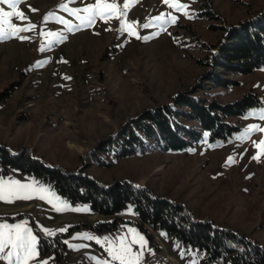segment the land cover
Returning a JSON list of instances; mask_svg holds the SVG:
<instances>
[{
    "label": "rangeland",
    "instance_id": "1",
    "mask_svg": "<svg viewBox=\"0 0 264 264\" xmlns=\"http://www.w3.org/2000/svg\"><path fill=\"white\" fill-rule=\"evenodd\" d=\"M96 2L24 0L18 6L27 20L13 18V23L23 27L30 22L37 28L20 33L29 37L26 40H0V145L12 154L29 149L48 166L66 172L83 170L103 186L129 182L144 187L153 196L182 204L196 220H210L264 247V153L254 146L264 140V132L240 139L252 125L264 129L259 116L264 112V69L230 75L226 87L206 86L196 95L222 105L250 93L258 97L260 105L227 119L239 128L228 141L211 142L203 132L200 144L184 151L159 150L122 160L105 154L100 157L103 164L92 154L128 120L195 86L209 70L200 62L223 37V31L213 27L246 21L264 9V0H210L222 22L203 15L209 10L204 0H173L186 4L188 15L163 0H105L120 10L129 5L126 20L135 24L140 39L121 32L116 18L80 27V21L61 7L83 8ZM0 7L11 11L7 5ZM161 15L166 20L175 16L176 23L142 27ZM57 16L75 26L73 30ZM48 32L62 33L64 39L53 38L49 45L42 35ZM257 155L259 160L253 158ZM229 158L235 162L230 164ZM12 180L49 190L27 200H0V226L23 224L36 237L37 255L28 264H120L109 248L118 247L121 237L131 240L130 229L147 241L143 249L132 245L140 254L139 264H205L196 251L142 225L152 238L150 244L136 226L141 223L131 205L118 216L93 215L89 205H72L51 186L18 171L4 174L0 168V181ZM116 219V231L100 230ZM10 251L9 246L0 253V264H9L5 254Z\"/></svg>",
    "mask_w": 264,
    "mask_h": 264
},
{
    "label": "trees",
    "instance_id": "2",
    "mask_svg": "<svg viewBox=\"0 0 264 264\" xmlns=\"http://www.w3.org/2000/svg\"><path fill=\"white\" fill-rule=\"evenodd\" d=\"M209 8L203 15L211 20L223 21ZM223 31V37L212 46L211 53L200 62L209 70L202 74L195 86L177 92L170 103L143 111L125 122L113 136L101 141L93 150L97 162L105 154L116 160L157 152H178L195 147L208 133L211 142L228 141L236 125L227 123L231 117L243 116L252 107L260 105L252 93L230 104H219L196 95L206 86L226 87L230 75H247L264 69V9L237 25L223 23L213 27ZM0 168L4 174L21 172L35 178L72 205H89L93 215L118 216L129 206L141 224H136L152 244V238L142 225L185 248L196 251L205 264H264V247L246 239L239 233L217 228L210 220L198 221L182 204L160 196H153L146 188L129 182H116L103 186L83 170L66 172L50 167L29 149L16 154L0 145ZM118 220L102 225L100 230L116 231Z\"/></svg>",
    "mask_w": 264,
    "mask_h": 264
},
{
    "label": "snow or ice",
    "instance_id": "3",
    "mask_svg": "<svg viewBox=\"0 0 264 264\" xmlns=\"http://www.w3.org/2000/svg\"><path fill=\"white\" fill-rule=\"evenodd\" d=\"M24 0H0V4L7 5L11 11H5L3 7H0V40H4L6 38L18 37L21 40L29 39L27 36L20 35V33L34 31L37 28V25L28 23L26 26L20 27L17 24L13 23V18L18 21H25L27 17L24 12L19 10V5L23 3ZM165 4L168 5L169 8L174 9L177 12H184L185 15H188L185 12V9L188 7L186 4L176 3L173 0H163ZM65 11L71 13V15L75 16L79 21L80 27L84 26H94L96 21L99 19L104 22H108L112 18H116L120 20V31L127 32L129 35L136 36L137 39L140 37L135 31V24L133 22H128L126 20V13L129 8V5L125 3L123 5V10H120L118 4L116 3H107L105 0H97L96 3L85 6L83 8H68L67 5L61 6ZM32 11H36L32 9ZM84 13V15H81ZM170 15V14H169ZM49 17H45V20L49 19ZM56 20L68 26V30H73V25L69 24L68 21L63 20L61 17H55ZM176 17L170 16V19H165L164 15L158 16L154 18V21H150L149 23L143 24L142 27L149 28L156 22L176 23ZM161 24V26H162ZM48 39V44L51 45L53 43V38L55 42H60L64 39L62 33H42ZM147 39V37H143ZM44 50L43 47L40 49ZM40 66V65H37ZM261 119H264V112L259 113ZM262 131L264 129L260 128L258 125H252L248 130L245 131L244 136L240 137V139H245L251 135L252 132ZM254 146L262 153H264V140L259 142H254ZM254 159L259 160L260 156L257 155L253 157ZM235 161L232 158H229V163H234ZM48 189L42 187H36L34 183H21L18 180L12 181H0V200L11 201L12 199H31L33 193H42L48 192ZM41 199H44V196H40ZM52 201L49 200V203ZM57 211H63L64 208L57 207ZM76 211H87V209H74ZM0 253H4V250L11 247V251L5 254V258L9 260V264H12L13 257L16 258V264H28V261L37 255L36 237L32 234L31 230L28 229L23 224H17L14 227H10L8 225L0 226ZM131 234V240L127 237H121L120 243L118 247H110L109 251L112 254L113 260L120 261V264H139L140 254L133 252L132 245H139L141 249H143L147 241L142 235L135 233L134 230H129ZM48 235H52L51 232ZM85 239L93 240L96 239L93 236H86ZM97 243H100L97 240Z\"/></svg>",
    "mask_w": 264,
    "mask_h": 264
}]
</instances>
